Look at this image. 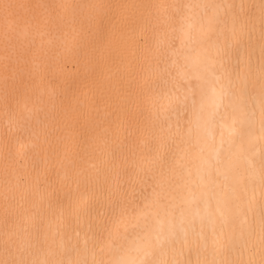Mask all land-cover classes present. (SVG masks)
Listing matches in <instances>:
<instances>
[{"label": "bare ground", "instance_id": "obj_1", "mask_svg": "<svg viewBox=\"0 0 264 264\" xmlns=\"http://www.w3.org/2000/svg\"><path fill=\"white\" fill-rule=\"evenodd\" d=\"M0 264H264V0H0Z\"/></svg>", "mask_w": 264, "mask_h": 264}]
</instances>
